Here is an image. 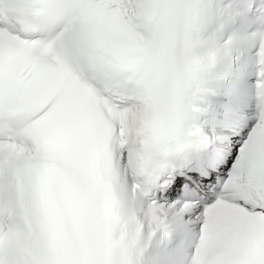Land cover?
<instances>
[{"label": "snow or ice", "instance_id": "snow-or-ice-1", "mask_svg": "<svg viewBox=\"0 0 264 264\" xmlns=\"http://www.w3.org/2000/svg\"><path fill=\"white\" fill-rule=\"evenodd\" d=\"M0 264H264V0H0Z\"/></svg>", "mask_w": 264, "mask_h": 264}]
</instances>
